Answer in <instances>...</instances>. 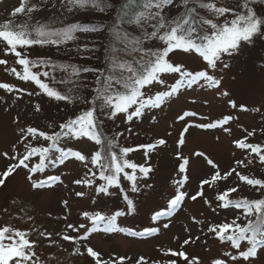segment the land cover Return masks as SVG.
I'll return each instance as SVG.
<instances>
[{
  "label": "rangeland",
  "instance_id": "1",
  "mask_svg": "<svg viewBox=\"0 0 264 264\" xmlns=\"http://www.w3.org/2000/svg\"><path fill=\"white\" fill-rule=\"evenodd\" d=\"M231 1L205 0L214 3L217 8L228 9ZM110 2L117 6L120 4V0ZM22 6L25 9L23 13L15 12ZM182 6L183 0H174L167 12L172 15L181 11ZM189 6L196 7L197 12L205 16L203 18L212 19L217 24L234 18L235 14L231 12L217 17L195 4ZM70 8L72 11H69ZM260 10L257 14L264 17V9ZM114 14V9L100 12L91 5L81 7L70 0H0V30H7L3 29L5 22L26 25L29 30L40 26L62 29L74 23L90 25L95 20L109 23ZM79 35L83 40H90L87 32ZM93 35L98 43V35ZM158 46L162 43L152 41L147 44L153 49ZM6 47L0 41V59L7 61L6 65H0V83L14 86V90L0 88V178L10 165L18 162L12 157L22 155L26 143L30 147L49 144L40 137L34 140L29 136L25 141L29 127L49 134L60 131V125L76 118L82 109L81 106L66 108L64 103L44 95L33 82L17 78L11 69L15 68L23 74V66L16 63L15 55L5 54ZM26 52L31 60L51 57V62H56L53 65L68 63L62 48L55 51L48 45L34 46ZM168 59L192 72L207 71L220 83L218 87H211L200 80L191 88L181 89L178 95L161 107L146 109L142 117H134L131 122L127 121L124 113L110 116V109L101 117L102 127L106 129L103 134L114 142L116 146L113 150L118 156L122 148L157 145L147 154L145 149L140 148L124 157L152 169L147 176L137 170V191L132 190V183L123 174L120 175V185L111 187L108 195L96 191L104 181L99 178V169L91 163V158L101 150V146L87 137H66L59 145L64 149L80 151L86 156L85 161L71 158L62 164L53 163L58 155L53 151L43 170H30L39 162V157H34L26 162L29 168H15L0 185V228L8 226L28 233L27 238L34 242L32 252L35 255L27 264H96V259L87 253L88 247L99 252L100 260L108 261V264H120V258H124L122 264H169L171 261L176 264H213L216 259H223L228 264H264V247L258 249L255 259L244 261L241 258L233 262L224 254L246 250L250 246L247 241L236 250L230 241L221 242L215 233L208 231L212 225L231 223L238 217V223H246L243 209L219 207L217 197L227 189L237 188L229 196L233 201L264 198V188L247 185L237 175L239 172L249 178L264 180V162L260 159L264 152L257 155L250 150L239 149L234 143L247 137L246 143L260 144L264 148V35L254 37L251 43L242 42L238 52L232 55H222L215 68L194 52L174 51ZM34 72L41 70L35 69ZM40 78L45 80L43 76ZM178 78V74H164V84L154 83L143 90L147 95L166 91ZM233 101L235 107L232 106ZM241 106L247 110H242ZM133 110L134 107L129 109ZM185 112L197 115L179 119ZM225 116L232 119L222 127L195 126L214 123ZM186 127L187 132L184 131ZM161 139L165 144H158ZM181 139L183 144L179 143ZM184 159L188 160V164L185 171L180 172ZM209 159L212 165L208 163ZM240 160L244 161L243 165L237 164ZM233 168L236 171L223 178ZM125 171L131 173L132 170ZM91 172L96 175L92 176ZM217 172L220 176L213 181ZM185 175L188 179L180 190L188 195L182 205L170 217L154 221L153 215L167 209L169 200L179 188L178 181ZM51 176L60 179L34 187L39 182L48 181ZM205 179L210 184L203 186L202 196L192 200L191 196L201 191L200 184ZM78 180H93V183L78 184ZM125 195L133 202L132 208L124 199ZM118 211L123 214L116 217V231L92 232L87 239L76 241L63 239L64 236H84L92 228L90 219L83 215L85 212L111 216ZM165 223L169 225L167 228L163 227ZM69 224L76 227L83 224L85 228L77 232L68 228ZM151 227L159 228V232L147 236L132 235V232L142 233ZM185 240L189 243L184 244ZM169 250L184 252L188 259L166 254Z\"/></svg>",
  "mask_w": 264,
  "mask_h": 264
},
{
  "label": "snow or ice",
  "instance_id": "2",
  "mask_svg": "<svg viewBox=\"0 0 264 264\" xmlns=\"http://www.w3.org/2000/svg\"><path fill=\"white\" fill-rule=\"evenodd\" d=\"M73 4H79L81 7L91 5L100 12H107L109 10L115 11L113 23L99 25H84L82 23H74L67 25L62 29H47L40 26L31 30L26 25H14L11 22H5L3 29L0 30V41L6 44L5 54H13L17 58L16 63L23 66V74L15 68L11 69L17 78L28 82H33L44 94L50 98L60 101L72 102L80 97L72 94L81 87L86 85L75 84L74 81H68L75 84L74 88L69 89L68 95L62 94L59 90L51 87L49 83L42 80L40 77H49L48 71L34 72L33 68H59L63 71L71 69L73 76H78L80 72L93 71L90 68H79L75 65H53L50 59L37 58L31 60L27 56V49L34 46H60L67 44L68 41L77 39L75 33L89 32V31H102L107 29L110 37V43L105 47L106 57L111 67V72L105 74L99 72L94 83L95 88L92 89L94 97L87 101L92 106L82 111L76 118H70L66 123L60 125V131L49 134L48 132L41 131L34 127L27 129V134L24 140L27 141L28 137L32 139L37 137L43 138L48 141L47 146L30 147L25 144V152L22 155L13 156L12 159L18 162L10 165L0 178V185H3L7 176L11 175L15 168L24 167L29 168L27 161L32 160L34 157H39V162L34 165L30 170L37 172L47 167L46 161L50 159V153L55 151L58 155L53 160V163H64L65 160L75 158L81 162L86 160V156L80 151L71 148H61L60 142L66 137L79 139L87 137L101 146V150L95 152L91 158V163L99 169V178L104 183L97 187L98 193L109 194V189L113 186L120 185V175L132 183V190L137 191V170L147 176L152 169L142 165H137L130 162L124 157L135 150L143 148L147 151L153 150L157 147L156 144L139 145L134 148L120 149V155L114 151L116 146L112 140L100 131L103 121L100 119L98 113H104L105 109H111L110 116L114 117L117 114H126V119L131 122L134 117L140 118L143 116L144 111L149 108H159L172 97L178 95L181 89L191 88L200 80H204L211 87H218L220 81L209 75L207 71L192 72L186 70L182 64L171 62L168 57L174 51H183L185 53L195 52L198 53L211 68H215L217 62L224 54L232 55L238 52L242 42L251 43L253 38L258 35H264V17L259 16L255 10L250 6L256 0H243L240 5L246 11L235 12V10L228 8H217L214 3L205 2V0H183L184 13L177 14L171 17L166 14L165 9L171 7L174 0H120L119 6L114 5L110 0H70ZM190 4H195L197 7L202 8L208 12L213 13L215 16H224L227 13L235 12L234 18L226 19L224 23L217 24L212 19L200 17L196 7H189ZM31 10V9H30ZM24 7L15 9V12L23 13ZM69 11H72L70 8ZM199 21V22H198ZM123 25L134 26L140 34H134L133 31L123 27ZM203 33L202 35L200 33ZM165 45L163 48H146L145 42L151 40ZM87 49V45L84 46ZM7 61L0 59V65H6ZM99 71V70H97ZM164 74H178V79L171 85V87L162 92H157L153 95H147L143 90L148 86L156 84H164L162 79ZM55 79V77H53ZM0 88L14 90V86L9 84L0 83ZM226 94V93H225ZM235 107V102H231ZM133 111H129L132 109ZM242 110H247L241 106ZM39 110V109H37ZM194 112H185L179 119L183 120L187 116H196ZM232 119L231 116H225L223 119L214 123L195 125L201 128H215L222 127ZM193 125H188L191 127ZM187 132V127L184 130ZM251 135V134H250ZM247 137L234 141L236 146L241 150H250L251 153L260 155L264 152V148L260 144L246 143ZM180 144L184 141L181 139ZM159 145L165 144L163 139L158 141ZM7 157V153L4 154ZM196 155H204L197 153ZM261 162H264V155L260 156ZM210 165L213 162L209 159ZM251 163V161H249ZM188 160L184 159L180 164V172L185 171V166ZM237 164H244L243 160L237 161ZM215 167V165H213ZM131 169V173L125 171ZM236 169L233 168L228 173H225L223 178L230 176ZM95 176V172H91ZM240 180L247 185L259 186L264 188V180L258 178H249L248 175L237 172ZM220 176L217 172L212 180L215 181ZM60 179L58 176H51L48 181L39 182L34 187H41L44 183L56 182ZM188 177L185 175L182 180L178 181L179 188L176 194L169 200L168 207L165 210L157 211L152 219L159 221L161 218L170 217L175 214V211L182 205L187 192L181 191ZM76 183H86L91 185L93 180L76 181ZM210 184V181L205 179L201 181L200 188L195 195L191 196L192 200H196L198 196L203 195V186ZM237 188H230L219 194L217 199L220 202L219 207L228 208L235 207L243 209V215L246 220L245 224L238 223V218L234 219L231 223L224 222L219 225H212L208 231L215 233L221 242L230 241L232 248L239 250L241 243L247 241L250 245L244 251H237V254L226 252L224 255L228 256L231 261L235 262L238 259L249 261L257 257L258 249L264 247V198L251 200L247 198L242 200H230L231 193L236 192ZM82 196L83 193H77ZM130 208L133 207V202L128 199L127 195L124 196ZM122 212H116L114 215L106 216L100 212L89 215L85 212L83 215L88 217L92 222V228L81 237L64 236V240L76 241L77 239H87L88 235L92 232L103 231L112 232L116 231V217L122 215ZM254 217V219H253ZM169 225L163 224L164 228ZM68 228L74 231H79L80 228H85L81 224L79 227L69 224ZM159 232V228L151 227L146 228L142 233L132 232V235H154ZM28 233L21 230H13L8 226L0 228V264H27L35 255L32 252L34 242L28 238ZM199 237H197L198 239ZM189 243L188 240L184 244ZM87 253L96 259V264H108V261L100 260V253L94 251L91 247L87 248ZM173 256H180L185 260L188 256L184 252L169 253ZM124 258H120L122 264ZM143 259V258H141ZM169 264H176L175 261ZM213 264H228L223 259H216Z\"/></svg>",
  "mask_w": 264,
  "mask_h": 264
},
{
  "label": "trees",
  "instance_id": "3",
  "mask_svg": "<svg viewBox=\"0 0 264 264\" xmlns=\"http://www.w3.org/2000/svg\"><path fill=\"white\" fill-rule=\"evenodd\" d=\"M230 3H231V5L228 4L229 9L235 10V12L246 11L245 9L240 7V5L243 3V0H236V1L232 0ZM250 6L255 10L256 13L259 11L261 12L260 8L264 9L263 8L264 7V0H256V2L251 4ZM171 7H167L165 9V12L167 15H169L167 11ZM235 12H233V13H235ZM183 13H184V7L182 6L181 11L175 12L169 16L175 17L177 14L182 15ZM114 16H115V14H114ZM200 17H205V16L200 15ZM113 18L114 17H112L111 22L105 23V24L110 25L111 23H113ZM102 22L103 21L95 20L90 25H99ZM123 27L128 28V30H130V31H133L134 34H140L135 29L134 26L123 25ZM80 33H86V32H80ZM79 34H77V33L75 34V35H77L76 36L77 39L72 40V41H68L67 44H65V45H60L58 47L52 46V45H48V46L53 47V50H55V51H60V48L65 49L66 61H68V63H64L62 65H75L81 69L90 68V69H93V71H89V72H82L81 71L78 76H73L71 69H69L68 71H63L59 68H52V67L33 68L32 69V71H34L35 69H40L41 72L42 71H48L50 73V75L47 78L44 77L45 82L49 83V85L51 87L59 90L62 94H66V95L70 94L69 89L74 88L75 84L86 85L84 87H81L79 89V91L72 93V94L80 97L81 99H76L72 102H68V101H60V100H56L54 98H51L52 100H54L56 102L64 103L66 108L81 106L82 109H81V111L78 112L79 113L78 115H80L82 111H86L92 106L87 101H90L95 95L94 92L92 91V89L96 87L94 81H95L97 75L99 74V72H104L105 74H109L111 72V67H110V64L108 62V59H107L106 53H105V47L110 43V37H109V33H108L107 29L102 30V31H95V32L89 31V33L87 32L88 35H86V36L90 37V40L89 39L83 40ZM93 34L98 35V41H99L98 43L95 42V37H92ZM200 34L202 35L203 33L201 32ZM152 41H154L156 43H160V42H157V40L153 39L151 41H146L144 46L146 48H148L147 44L149 42H152ZM85 45L88 46L87 49L84 47ZM164 46L165 45L162 44V46H160V47L158 46L157 48H163ZM49 59L51 61V57H46L45 60H49ZM53 63L55 64L56 62H53V60H52L51 64H53ZM97 70H99V71H97ZM53 77H55V79H53ZM68 81H74L75 84L72 82H68ZM44 95H46V94H44ZM107 111H108V109H105L104 113H98V115L100 116V119H102L101 117L104 114H106ZM105 130L106 129H104L103 127L100 128V131L102 133Z\"/></svg>",
  "mask_w": 264,
  "mask_h": 264
}]
</instances>
